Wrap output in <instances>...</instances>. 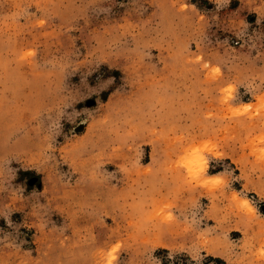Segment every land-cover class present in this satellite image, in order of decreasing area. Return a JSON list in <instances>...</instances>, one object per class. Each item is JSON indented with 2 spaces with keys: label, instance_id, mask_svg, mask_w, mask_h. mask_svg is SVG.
Wrapping results in <instances>:
<instances>
[{
  "label": "clouds",
  "instance_id": "clouds-1",
  "mask_svg": "<svg viewBox=\"0 0 264 264\" xmlns=\"http://www.w3.org/2000/svg\"><path fill=\"white\" fill-rule=\"evenodd\" d=\"M232 5L0 0V264H264V0Z\"/></svg>",
  "mask_w": 264,
  "mask_h": 264
},
{
  "label": "rangeland",
  "instance_id": "rangeland-1",
  "mask_svg": "<svg viewBox=\"0 0 264 264\" xmlns=\"http://www.w3.org/2000/svg\"><path fill=\"white\" fill-rule=\"evenodd\" d=\"M237 4H238V0H233L232 7L237 6ZM247 18H248L249 22H252V21H254L255 16H254V14H249V16ZM230 95H231V93L228 92L227 95L223 98L224 102L227 101V99L230 97ZM83 106H88V102L87 101L82 102V104L79 105L78 107H83ZM249 109H251L250 112H249ZM259 111H260V107L259 106H253V105H243L239 108H234V109L229 107V109H228V113L232 114V115H239L242 113H248L249 116H252V115L258 114ZM76 130L81 131L82 126L78 127ZM261 143H264V136H254V137L250 138L248 141V144L250 146V151L255 155L257 160L264 159V147L260 146ZM215 149H216L215 143H212L210 141H204L200 145L191 146L184 151L183 155L177 157V159L175 161V165L178 167H184V168L189 170L188 179L190 181H195V182H199V183H208L209 188L214 187V184L211 181H205V180L200 179V174L197 171V160H198L199 152H201V151H214ZM215 170H219V167H217V169H215ZM210 171H212V170H210ZM18 180L24 181L28 190H31L32 188H36L37 190H40L42 188L41 176L39 174L33 172V171L21 170L18 173ZM234 186L237 188L239 187L238 184H236ZM240 206L244 207L243 203H241ZM166 207H168V205L164 204L160 208L157 209L158 213H163L161 218L165 221H167L170 218V213H166L163 211L164 208H166ZM259 207H260V211L264 212V202H262L259 205ZM246 210L249 212V214L251 213L250 209H246ZM13 218L18 219L19 214H14ZM0 223H2V222H0ZM231 235L233 238H236L239 234L238 233H232ZM164 251L165 250H163V249H158L155 254L160 255ZM209 251H212L215 254V249H209ZM203 264H224V261L218 257H212V256L208 255V256L204 257Z\"/></svg>",
  "mask_w": 264,
  "mask_h": 264
},
{
  "label": "snow or ice",
  "instance_id": "snow-or-ice-1",
  "mask_svg": "<svg viewBox=\"0 0 264 264\" xmlns=\"http://www.w3.org/2000/svg\"><path fill=\"white\" fill-rule=\"evenodd\" d=\"M197 171H199V169H197ZM219 181H216V183H218Z\"/></svg>",
  "mask_w": 264,
  "mask_h": 264
}]
</instances>
